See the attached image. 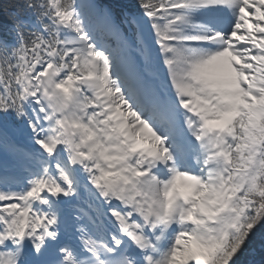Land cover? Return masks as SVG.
I'll use <instances>...</instances> for the list:
<instances>
[{
  "label": "snow or ice",
  "instance_id": "snow-or-ice-1",
  "mask_svg": "<svg viewBox=\"0 0 264 264\" xmlns=\"http://www.w3.org/2000/svg\"><path fill=\"white\" fill-rule=\"evenodd\" d=\"M0 264H264V0H0Z\"/></svg>",
  "mask_w": 264,
  "mask_h": 264
},
{
  "label": "trees",
  "instance_id": "trees-1",
  "mask_svg": "<svg viewBox=\"0 0 264 264\" xmlns=\"http://www.w3.org/2000/svg\"><path fill=\"white\" fill-rule=\"evenodd\" d=\"M259 245H257V256H256V259L259 261L260 257H261V254L259 252Z\"/></svg>",
  "mask_w": 264,
  "mask_h": 264
}]
</instances>
